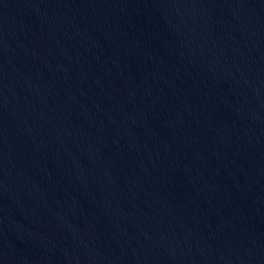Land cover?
<instances>
[{
  "label": "water",
  "instance_id": "95a60500",
  "mask_svg": "<svg viewBox=\"0 0 264 264\" xmlns=\"http://www.w3.org/2000/svg\"><path fill=\"white\" fill-rule=\"evenodd\" d=\"M0 264H264V0H0Z\"/></svg>",
  "mask_w": 264,
  "mask_h": 264
}]
</instances>
